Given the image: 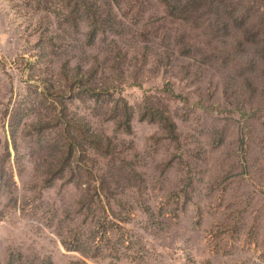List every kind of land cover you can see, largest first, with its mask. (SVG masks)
I'll use <instances>...</instances> for the list:
<instances>
[{
    "label": "rangeland",
    "instance_id": "rangeland-1",
    "mask_svg": "<svg viewBox=\"0 0 264 264\" xmlns=\"http://www.w3.org/2000/svg\"><path fill=\"white\" fill-rule=\"evenodd\" d=\"M136 1L0 0V264H264V1L173 0L222 63ZM69 121L96 145L49 182Z\"/></svg>",
    "mask_w": 264,
    "mask_h": 264
},
{
    "label": "trees",
    "instance_id": "trees-1",
    "mask_svg": "<svg viewBox=\"0 0 264 264\" xmlns=\"http://www.w3.org/2000/svg\"><path fill=\"white\" fill-rule=\"evenodd\" d=\"M116 2L120 3V0H116ZM136 4L143 6L144 1L143 0H137ZM161 5L166 9L168 8L170 11V14H171L170 15L168 13V15L170 17L172 16L176 20V22L174 21L173 24L169 26V28L174 34V38L176 40V43L179 44L180 40H185V46L183 48V52H185V50H186L191 55L193 53H199V50H200L202 57L206 61L216 62V60H214L212 57H209V56L218 55L219 62L220 63H222V61L224 62L223 55L217 54L214 49H212L209 54L207 53L205 44L209 42V39H204L199 35V31L201 29H206V28L208 29V27L205 26L204 23H202V25L198 28H195V29L193 28L192 29L193 34H190L189 29H188L189 20L187 17H185V11L190 12V9L186 8L189 6L188 3L186 5H183L181 1L174 2L173 0H161ZM263 23H264V20H263ZM258 28L264 29V25H261ZM100 32H106V30L103 28H100L98 26H94V28L90 29V31L88 33L89 44L94 43L96 37L98 36V34ZM254 32H255V29H253L250 32H246L245 33L246 39L255 42V38L253 35ZM259 37H262L263 39L257 45L258 48L255 49V53H257V54L260 53L262 55L263 60L258 62L255 60V58H253V59L249 58L246 61V63L244 64V66L248 69H251V70H253V68L260 66L261 68H263V74H264V32H263V34H258V38ZM240 46H241V42L239 43V47ZM198 48H199V50H198ZM173 97L182 98L183 95L182 94H179V95L173 94ZM256 113H257V111L253 110L251 112V115L253 117H256ZM153 114H154L153 120L154 121L159 120L162 123L163 127L168 131L171 138L175 139L176 138L175 133H176V128H177L175 121H173L172 118L168 114L162 112L159 109L156 110V112H154ZM130 122L131 121L128 120V122H126L124 124H119L118 127L129 132L131 130ZM80 123H82V121L79 120L78 124H80ZM85 125L87 126L86 130H83L82 128H79V127L77 128V126L73 125L72 121H69L68 124L63 125L65 128H64L63 134L61 133V135L63 136V138H65L67 140V142H69V146H67V144H64V146H63V150H65V153L62 156V158L65 161V163H62L59 166V169L53 174V176L48 178L49 182L54 181L60 175L65 173L66 169L72 165L71 163L73 162V157L75 156L76 151L78 149H80L81 151H84L83 153L87 154V156H89L88 152H87L89 150V146L90 145H96V141H95L96 137L94 135L95 134L94 131L91 129L90 124L85 123ZM79 129L85 135L84 141L81 140V136L78 133ZM241 143H242V145H245L244 139H242ZM15 147L17 149L16 144H15ZM244 154L246 156L248 154V150H245ZM113 183L114 182L107 184L103 181L104 186H107L108 190H109V196L107 198H110V196L113 193L111 191ZM105 206H106V204L104 203V201L102 199H100L98 201L94 200V199H88L82 203V209H84V208L96 209L98 207V208H101L102 210H104Z\"/></svg>",
    "mask_w": 264,
    "mask_h": 264
}]
</instances>
